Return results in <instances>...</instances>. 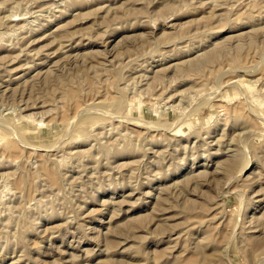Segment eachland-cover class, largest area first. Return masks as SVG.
I'll return each instance as SVG.
<instances>
[{
  "label": "rangeland",
  "instance_id": "obj_1",
  "mask_svg": "<svg viewBox=\"0 0 264 264\" xmlns=\"http://www.w3.org/2000/svg\"><path fill=\"white\" fill-rule=\"evenodd\" d=\"M0 264H264V0H0Z\"/></svg>",
  "mask_w": 264,
  "mask_h": 264
},
{
  "label": "bare ground",
  "instance_id": "obj_2",
  "mask_svg": "<svg viewBox=\"0 0 264 264\" xmlns=\"http://www.w3.org/2000/svg\"><path fill=\"white\" fill-rule=\"evenodd\" d=\"M149 125V124H148Z\"/></svg>",
  "mask_w": 264,
  "mask_h": 264
}]
</instances>
